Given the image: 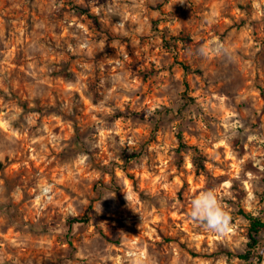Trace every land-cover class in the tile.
Listing matches in <instances>:
<instances>
[{
	"label": "rangeland",
	"instance_id": "obj_1",
	"mask_svg": "<svg viewBox=\"0 0 264 264\" xmlns=\"http://www.w3.org/2000/svg\"><path fill=\"white\" fill-rule=\"evenodd\" d=\"M207 189L226 230L189 217ZM243 212L264 221L260 0H0V264H264Z\"/></svg>",
	"mask_w": 264,
	"mask_h": 264
},
{
	"label": "clouds",
	"instance_id": "obj_2",
	"mask_svg": "<svg viewBox=\"0 0 264 264\" xmlns=\"http://www.w3.org/2000/svg\"><path fill=\"white\" fill-rule=\"evenodd\" d=\"M189 217L210 231L226 230L230 226V216L215 189L201 191L191 200Z\"/></svg>",
	"mask_w": 264,
	"mask_h": 264
},
{
	"label": "trees",
	"instance_id": "obj_3",
	"mask_svg": "<svg viewBox=\"0 0 264 264\" xmlns=\"http://www.w3.org/2000/svg\"><path fill=\"white\" fill-rule=\"evenodd\" d=\"M163 42L167 48L173 49L175 47L173 41L167 39L166 32H163ZM185 87L187 89L188 85L185 84ZM183 99H185L188 102H190L192 100V98L188 95L186 90L183 94ZM69 117L72 119L74 127L77 128V124L74 121V118L72 116H69ZM77 140L79 141V137L77 138ZM194 163L198 167H203L201 165V163H199L197 157L194 158ZM243 216L249 222V226H248V238H249L248 247H249V250H247V252L244 254H240L239 257L242 259L250 260L254 256V252L257 249V246L259 245V242H260L259 237H260L262 230H264V221H262L261 218H259L257 216L250 215V214H247L244 212H243ZM87 221H88V217L84 216L81 218H74V219L70 220L69 223L71 225L75 222L80 223V222H87Z\"/></svg>",
	"mask_w": 264,
	"mask_h": 264
},
{
	"label": "water",
	"instance_id": "obj_4",
	"mask_svg": "<svg viewBox=\"0 0 264 264\" xmlns=\"http://www.w3.org/2000/svg\"><path fill=\"white\" fill-rule=\"evenodd\" d=\"M264 4V0H260Z\"/></svg>",
	"mask_w": 264,
	"mask_h": 264
}]
</instances>
